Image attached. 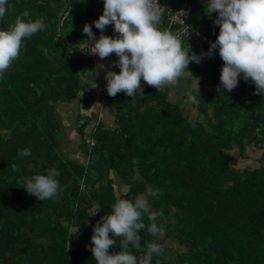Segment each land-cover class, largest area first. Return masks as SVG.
<instances>
[{"label": "trees", "instance_id": "1", "mask_svg": "<svg viewBox=\"0 0 264 264\" xmlns=\"http://www.w3.org/2000/svg\"><path fill=\"white\" fill-rule=\"evenodd\" d=\"M165 2L175 7L182 0ZM190 2L189 20L207 0ZM102 10L103 0H7L0 30L24 11L46 28L22 40L19 58L0 76V264H95L93 225L117 198L134 200L146 185L159 189L150 205L163 213L157 224L165 227L158 241L163 254H154L151 264H264V96L243 79L231 92L218 89L223 61L216 50L213 58L189 64L200 77L198 92L191 76L179 78L191 113L186 100L169 99L170 85L156 90L142 80V97L107 95L114 110L109 125L90 129V105L80 110L76 131L85 162L65 151L59 105L80 93L84 104L99 96L82 28L92 25L98 38L92 22ZM215 18L208 15L201 38L184 39L183 46L207 52L219 33ZM103 34L111 36L112 26ZM22 148L31 154L18 156ZM255 150L261 151L258 166L243 164ZM49 169L59 172L58 199L38 201L18 183ZM140 235L142 248L155 239L146 230ZM114 239L110 253L120 250Z\"/></svg>", "mask_w": 264, "mask_h": 264}, {"label": "clouds", "instance_id": "2", "mask_svg": "<svg viewBox=\"0 0 264 264\" xmlns=\"http://www.w3.org/2000/svg\"><path fill=\"white\" fill-rule=\"evenodd\" d=\"M205 6L206 15L216 13L213 24L219 27V33L215 41L209 42L207 52L196 54L188 44L187 48L183 46V40L191 36L189 27H185L182 35L160 28L162 7L157 0H103L102 14L92 22L101 35L97 38L92 25L87 23L82 32L87 37L84 41L91 49L90 54L101 60L112 54L118 58L109 68H118L119 72L110 69L104 72L107 94L115 97L123 92L134 99L143 96L142 80L157 90L175 84L185 75L195 80L198 92L199 80L192 76L189 64H199L218 53L223 61L218 89L231 92L238 86L239 79H243L255 86L254 94L264 96V0H207ZM6 11L7 0H0V19ZM183 11L184 16L187 15L186 10ZM181 23L186 25L183 20ZM109 25L113 36L103 34ZM45 28L42 18L33 20L28 11H24L6 30H0V76L19 58L22 40ZM104 67L97 65L100 70ZM192 99L195 102V97ZM30 154V148L18 150L20 157ZM11 167L13 171L19 170L16 164ZM58 176L56 169H49L46 175L22 176L18 183L38 201L58 199L62 191ZM158 196L159 189L146 185L143 194L134 200L117 198L111 212L100 216L90 237L89 251L95 264H151L154 254H163L164 244L158 241L164 240L165 227L157 224V218L163 213L152 211L150 205V198ZM145 216L147 224L143 220ZM142 230L155 238L145 248L141 247ZM114 238H119L120 250L110 253L109 249L117 245ZM130 247L142 254L134 255Z\"/></svg>", "mask_w": 264, "mask_h": 264}, {"label": "crops", "instance_id": "3", "mask_svg": "<svg viewBox=\"0 0 264 264\" xmlns=\"http://www.w3.org/2000/svg\"><path fill=\"white\" fill-rule=\"evenodd\" d=\"M93 59H94L93 61H94L95 70L96 72H98V75H96V78L98 79L97 82L98 84L95 87V90L99 96L95 97V99H92L93 101L90 102V116L92 113L94 114L92 120L90 121V129L93 127V125L96 122H104L106 125H109L113 122L114 110L107 100L108 94L105 88L106 81L104 79V72L109 70L110 69L109 65L112 64V62L116 61L118 58L115 56V54H112L103 60H101L97 55H93ZM99 64H103L105 66L103 70L97 68V65ZM83 91L85 92L84 89L82 90V92ZM80 95L83 98L82 93H80ZM71 99L66 100L67 103L60 108L58 114H59V119L61 120L62 125L64 127V136L66 139L65 146L67 147L70 146V148L72 149L71 152L77 155V152H80L78 148L80 145L81 136H79L76 131L77 129L76 127L78 126L76 123L78 121V115L80 109L77 101ZM71 101L75 102L73 106H71ZM69 116H71V119L74 118L73 116H75V121L68 120L67 118H69ZM252 153H255V151L250 152L248 157L257 156Z\"/></svg>", "mask_w": 264, "mask_h": 264}, {"label": "rangeland", "instance_id": "4", "mask_svg": "<svg viewBox=\"0 0 264 264\" xmlns=\"http://www.w3.org/2000/svg\"><path fill=\"white\" fill-rule=\"evenodd\" d=\"M80 3H82L84 0H78ZM203 11H200V13L198 14H194L192 13L191 14V17H190V20H189V23L195 27H198V26H202L204 25V23L206 22L207 20V8L206 6L204 5L202 7ZM161 29H167V28H161ZM169 31L172 32V30L169 29ZM111 71H115L118 73V70L115 68V67H112L110 68ZM195 77V76H194ZM183 78V77H181ZM185 78V76H184ZM195 78H200L199 76L198 77H195ZM191 86L192 87H196L197 89V86H196V82L195 80L192 78L191 80ZM184 83V82H183ZM181 84V81L178 79V81L173 84V85H170L171 87V90H170V97L169 99L173 102H177V101H184L186 100V98L184 97V94L186 92V89H187V86L186 85H180ZM185 84V83H184ZM200 88V86L198 85V89ZM95 90V89H94ZM96 91V90H95ZM187 94V93H186ZM83 97H85V94H82ZM81 99H82V96L80 94L76 95L75 97H73L71 100H74V101H77L78 105H79V109L82 110V108H87L90 104V102L88 104H84L83 102L81 103ZM184 99V100H183ZM67 102L64 101L63 103H61L59 105V108H61L63 105H65ZM189 100H186V104H187V107H188V113H191V106L189 104ZM75 104V102L71 101V106H73ZM68 117V116H67ZM66 117V118H67ZM74 118L71 119V116H69V118H67L68 120H71V121H75V116H73ZM78 125V122L76 123ZM90 127V125H88ZM82 148V147H81ZM80 148V149H81ZM79 149V151H80ZM65 151L71 155H73L74 157H76L78 160L82 161V162H85L86 160L84 159V157L81 155L80 152H77V155L74 154L72 151V149L70 148V146H65ZM261 151H258V150H255V153H252L254 155H257L255 157H248L247 159H243L242 162L243 164L245 165H250L251 167H256L258 166V156L260 154ZM177 251H184V248L179 246L178 244H174Z\"/></svg>", "mask_w": 264, "mask_h": 264}, {"label": "built area", "instance_id": "5", "mask_svg": "<svg viewBox=\"0 0 264 264\" xmlns=\"http://www.w3.org/2000/svg\"><path fill=\"white\" fill-rule=\"evenodd\" d=\"M191 0H182L180 5L178 6H170L165 0H157V3L162 7L161 14L162 20L160 27L168 26L167 30H172V33L175 35H182L185 27H189V32L191 33L190 38L194 37L195 40L201 38V32L198 27H195L189 23V16H190V7H191ZM186 10L187 15L184 16V11ZM216 16V13H214ZM187 25L181 23V21ZM114 33L111 35L113 36ZM189 38V39H190Z\"/></svg>", "mask_w": 264, "mask_h": 264}, {"label": "water", "instance_id": "6", "mask_svg": "<svg viewBox=\"0 0 264 264\" xmlns=\"http://www.w3.org/2000/svg\"><path fill=\"white\" fill-rule=\"evenodd\" d=\"M68 10H69V3H68V1H66L65 10L63 11V13L61 14V16L59 18V27L61 26L62 20H63L64 16L67 14Z\"/></svg>", "mask_w": 264, "mask_h": 264}]
</instances>
